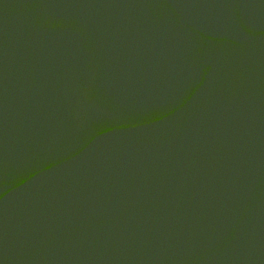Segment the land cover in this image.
<instances>
[{"label":"water","instance_id":"obj_1","mask_svg":"<svg viewBox=\"0 0 264 264\" xmlns=\"http://www.w3.org/2000/svg\"><path fill=\"white\" fill-rule=\"evenodd\" d=\"M0 264H264V0H0Z\"/></svg>","mask_w":264,"mask_h":264}]
</instances>
